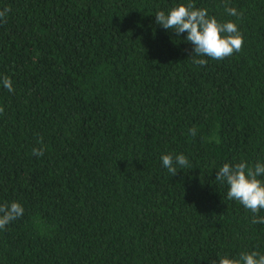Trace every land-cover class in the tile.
<instances>
[{"label":"trees","instance_id":"trees-1","mask_svg":"<svg viewBox=\"0 0 264 264\" xmlns=\"http://www.w3.org/2000/svg\"><path fill=\"white\" fill-rule=\"evenodd\" d=\"M192 2L235 22L243 50L193 64L187 33L155 17L188 0H0V204L24 208L0 230V264L264 254V224L216 180L224 163H264V0ZM165 154L190 167L173 177Z\"/></svg>","mask_w":264,"mask_h":264},{"label":"clouds","instance_id":"clouds-1","mask_svg":"<svg viewBox=\"0 0 264 264\" xmlns=\"http://www.w3.org/2000/svg\"><path fill=\"white\" fill-rule=\"evenodd\" d=\"M10 8L0 11V24L7 23V14ZM225 12L229 16L243 17L242 12L236 8L225 5ZM156 23L166 30L174 31L178 36L187 33L186 42L193 45L190 59L192 63L199 66H206L208 60H223L243 50L244 39L239 31L238 25L233 21L220 22L214 16H209L206 8H197L192 0L187 4L181 3L172 7L167 13L158 11L155 15ZM7 91L13 92L11 78L5 76L2 80ZM4 108L0 107V115L4 113ZM189 134L196 135V129H189ZM38 143L40 147L32 149L33 156L40 157L45 153L43 139ZM162 166L175 177L177 169L190 167L189 160L184 154H165L161 157ZM264 163H256L250 166L247 161H241L235 165L224 163L216 171V180L221 184H227L228 200H235L247 211L253 214V224H264V216L259 213L264 210ZM23 206L16 201L0 204V230L22 217ZM213 264H264V254L256 251L241 252L238 258H228L221 256Z\"/></svg>","mask_w":264,"mask_h":264}]
</instances>
